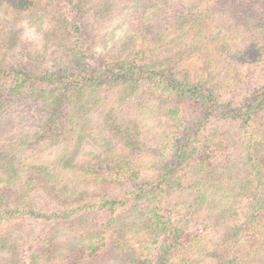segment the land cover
I'll list each match as a JSON object with an SVG mask.
<instances>
[{
	"label": "rangeland",
	"instance_id": "374dc122",
	"mask_svg": "<svg viewBox=\"0 0 264 264\" xmlns=\"http://www.w3.org/2000/svg\"><path fill=\"white\" fill-rule=\"evenodd\" d=\"M7 15L0 165L16 172L0 171V264H264V227L256 233L248 219L254 197L264 199V103L249 117L225 114L257 103L264 87V0H35ZM129 68L141 77L98 76ZM45 71L91 78L86 107L37 108L33 89L73 94L14 75ZM161 76L209 89L214 109ZM16 83L21 94L9 95ZM178 140L188 154L171 160ZM140 182L144 197L129 200ZM107 200L127 204L96 207ZM18 203L24 214H6ZM152 210L180 228L178 239L155 232Z\"/></svg>",
	"mask_w": 264,
	"mask_h": 264
},
{
	"label": "trees",
	"instance_id": "16d2710c",
	"mask_svg": "<svg viewBox=\"0 0 264 264\" xmlns=\"http://www.w3.org/2000/svg\"><path fill=\"white\" fill-rule=\"evenodd\" d=\"M35 7V0H3L0 5V12L7 15L8 14H14L12 18H15L16 14H25L30 12L32 8ZM8 16V15H7ZM4 42V39H0V46L1 43ZM131 68L127 69L125 72L122 74H112L108 75L106 74H98L99 78H102L104 76L105 80L108 82H120L121 84H127L128 80H130L133 76H136L137 78L141 77V73L138 75L135 74H130ZM17 77H23L25 80L28 81H33L35 83H38V85L46 84V85H57L60 87H63L64 85L67 86L69 89H73V94L72 97L67 100L64 97H56L52 98L47 97L43 92L41 91H36L33 89L32 97L35 98L34 102L37 105V108H41L42 111H48V112H53L57 113L58 110H60L63 106H66V111L72 108H85V101L84 98L82 97V88L87 86L88 84H85L88 80L91 81V78H85L82 73H77V74H72V75H60L56 73H49L45 71L42 75H39L37 77H30L28 74H23L16 72L14 74ZM156 76V75H155ZM150 79H152V76H149ZM161 79L164 80V84L167 88L171 90H177L180 91L181 94H185L187 97H192V98H200L202 105L206 107L208 110H213L214 109V98L212 94L210 93L209 89L201 86V85H192L190 86L187 90L183 89V86L180 82H178L175 79L171 78H165L163 76L160 77ZM95 83V82H94ZM92 85V84H91ZM80 86V87H79ZM22 88V83L18 84L16 83L13 87H11L8 90L9 95L10 94H16L20 95L21 91L20 89ZM187 88V87H186ZM77 89V91H76ZM256 101L257 103H252L250 100H246V102L241 105L238 108L230 109L226 111L225 113L228 117L231 118H239L243 116H248L255 110L258 109V107L264 103V87L261 88L256 92ZM45 103V105H43ZM80 106V107H77ZM182 143V145H181ZM186 141L178 140L177 143V149L175 154V157H170L171 160H182L185 155L188 154V150L186 149ZM122 160V159H119ZM172 162V161H171ZM173 164V163H172ZM170 164L165 165V168L163 171L154 179L153 182L149 183V187H153L154 189H157L159 186L160 180L168 177V172L170 169ZM117 169H119V172L123 173L122 176H126L129 180L135 181L136 176H135V171L133 173L128 172V168L124 167V165L118 164ZM131 170V169H130ZM0 171H12L13 173L16 172L14 166L9 163L7 166L1 167L0 165ZM260 175V174H259ZM115 178H117L115 176ZM119 179V178H118ZM113 180V179H112ZM157 182V183H156ZM141 183V182H140ZM261 185V182L256 183V189L258 186ZM146 186H148L147 183H141L136 185V192L133 194V197H129V200H133L135 202H139L141 198L144 197L145 195V190ZM145 189V190H144ZM152 189V188H150ZM128 200V199H127ZM127 200L125 201H118V200H107L101 205H97V208H102V207H107L109 210L115 209L116 206H126ZM201 202H206L205 197H201ZM19 205H16V207L12 210L6 211V214H24L25 213V208L21 203H18ZM91 208V207H88ZM231 209V208H230ZM228 209V211L230 210ZM81 211L84 210V208L80 209ZM226 211V212H228ZM151 218L148 219V222L156 226V233H166L168 230L169 234L174 235L175 238L178 239L179 235L181 234V230L179 227H175L173 223L170 220H166L162 215L158 213V211H150ZM222 215L225 214V211H222ZM86 216V215H85ZM248 219L251 221H255L257 223L255 230L256 233L261 231V229L264 227V199L262 196L260 197L259 195H256L253 199V202L249 208V213H248ZM82 220H85V217L82 218ZM261 224V225H260ZM264 230V228H263ZM1 253V252H0ZM39 255V253H38ZM77 259V258H76ZM76 259H74L73 264H77ZM80 259V257H78ZM79 264V263H78Z\"/></svg>",
	"mask_w": 264,
	"mask_h": 264
}]
</instances>
